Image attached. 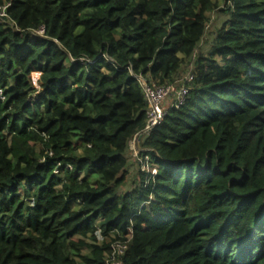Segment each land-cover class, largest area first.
Instances as JSON below:
<instances>
[{"label": "trees", "instance_id": "trees-1", "mask_svg": "<svg viewBox=\"0 0 264 264\" xmlns=\"http://www.w3.org/2000/svg\"><path fill=\"white\" fill-rule=\"evenodd\" d=\"M222 3L194 60L214 0H0V264H104L127 238L122 264H264V0ZM190 62L118 193L140 79L173 84Z\"/></svg>", "mask_w": 264, "mask_h": 264}, {"label": "built area", "instance_id": "built-area-1", "mask_svg": "<svg viewBox=\"0 0 264 264\" xmlns=\"http://www.w3.org/2000/svg\"><path fill=\"white\" fill-rule=\"evenodd\" d=\"M5 17L4 7H0V18ZM38 35H43V29H40L36 32ZM38 77L39 74L37 73ZM38 80V78H37ZM193 77L191 74L186 75L175 81L173 84H165L163 86H158L155 84L147 85L145 82L141 81V85L143 88L144 98L148 104V109L146 111V122L144 125L143 133H148L155 126L159 125L166 113V109H163L161 106L171 100V106L179 108L184 102L185 98L190 90L189 84L192 82ZM0 99H2L0 93ZM137 136L130 142V149L132 150V155L137 157L138 149H137V141L139 140ZM51 156V154H49ZM43 161V160H42ZM141 166L140 171L144 172L147 175V180L153 178L156 174V170L152 167H149L147 163V159L144 161L139 160ZM58 170L55 169L54 174H57ZM129 239H117L115 240L111 246L108 256L105 259L104 264H122V259L125 255V252L128 248Z\"/></svg>", "mask_w": 264, "mask_h": 264}, {"label": "rangeland", "instance_id": "rangeland-1", "mask_svg": "<svg viewBox=\"0 0 264 264\" xmlns=\"http://www.w3.org/2000/svg\"><path fill=\"white\" fill-rule=\"evenodd\" d=\"M216 4L218 5V9H215L213 13H210L207 15L208 18V27L206 29L205 35L203 40L200 42L197 48V52L195 53V58L198 55H206L208 51L210 50V47L212 45V42L215 38V32L222 26V24L227 20V16L221 11L222 9H226L227 7L225 6L224 3H222V0H214ZM1 7V5H0ZM226 7V8H225ZM192 62L187 64L186 67L182 68V77H185L186 75L190 74L192 70ZM181 77V78H182ZM37 78L38 75L37 73H31L30 75V80L35 88H37ZM172 102L169 100L168 102L164 103L161 107L163 109H168L171 105ZM131 150V149H130ZM132 151V150H131ZM128 151L127 156H128V169H127V178L125 179L126 181L120 188L118 189V193H124V192H129L131 191L135 185H137L138 180H137V166L134 163L133 160V155L132 152ZM68 169H70L68 167Z\"/></svg>", "mask_w": 264, "mask_h": 264}, {"label": "water", "instance_id": "water-1", "mask_svg": "<svg viewBox=\"0 0 264 264\" xmlns=\"http://www.w3.org/2000/svg\"><path fill=\"white\" fill-rule=\"evenodd\" d=\"M140 79V78H139ZM142 82H144L142 79H140ZM141 136L139 135V138H140Z\"/></svg>", "mask_w": 264, "mask_h": 264}, {"label": "crops", "instance_id": "crops-1", "mask_svg": "<svg viewBox=\"0 0 264 264\" xmlns=\"http://www.w3.org/2000/svg\"><path fill=\"white\" fill-rule=\"evenodd\" d=\"M137 143H138V141H137ZM137 143H136V145H137Z\"/></svg>", "mask_w": 264, "mask_h": 264}]
</instances>
